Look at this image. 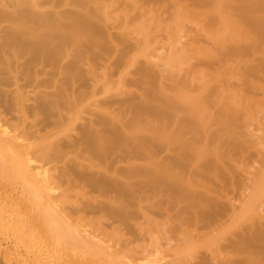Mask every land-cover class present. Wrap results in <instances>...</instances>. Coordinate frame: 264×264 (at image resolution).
<instances>
[{"label": "bare ground", "instance_id": "bare-ground-1", "mask_svg": "<svg viewBox=\"0 0 264 264\" xmlns=\"http://www.w3.org/2000/svg\"><path fill=\"white\" fill-rule=\"evenodd\" d=\"M82 1L0 0V198L34 202L27 224H50L71 251L91 246L69 253L77 264H264V146L240 139L254 136L264 115L255 124L247 100H238L228 81L221 88L209 78L188 91L167 86L168 63L131 55L93 58L134 62L125 73L146 85L130 101L134 115H113L104 102L87 116L76 113L86 94L84 57L76 54L100 44L97 24L116 10L108 0ZM169 7L179 20L180 3L162 8ZM71 53L76 59L65 62ZM261 59L250 82L255 93L264 92ZM50 72L67 76L71 87L37 90L41 97L33 100L25 87L35 92L40 75ZM213 143L242 165L205 155ZM76 194L80 221L69 205ZM194 238L204 244L190 254L185 248Z\"/></svg>", "mask_w": 264, "mask_h": 264}, {"label": "rangeland", "instance_id": "rangeland-1", "mask_svg": "<svg viewBox=\"0 0 264 264\" xmlns=\"http://www.w3.org/2000/svg\"><path fill=\"white\" fill-rule=\"evenodd\" d=\"M108 1L112 3L110 8L116 10L111 12L107 22L102 21L105 26L95 23L99 26L96 38L100 44L96 47L94 42L89 43L82 52L76 54L84 57L80 63V80L83 82L81 89L86 93L85 100L76 108V113L79 111V114L87 116L90 110L99 108L97 105L104 102L108 103L107 111L113 115H134L136 107L130 101L132 97L139 98L146 87L135 80L137 75L125 73L135 68L134 62L126 63L117 59L114 63L103 64L98 57L93 58V55H131L138 61L150 58L168 63L167 86L176 84L177 88L188 91V85L200 84L209 78L211 83L218 85L226 81L229 83H224L225 86L234 84L237 99L244 101V97L247 100L244 104L252 109L254 123H258L255 119L264 115V92H253L250 82L257 78V66L262 60L261 55H264V34L261 33L259 24L261 15L264 14V0H214L211 5L197 0H174L182 6L177 21L171 16L172 7L162 8L168 5L169 0H153L140 10L134 7L140 6L142 0H136L137 3H134L135 0ZM222 19L227 21L226 26ZM174 34L179 36L178 43L172 40ZM76 55L71 53L66 56L65 62L73 61ZM92 79L96 83V95L93 97L90 88ZM39 81L41 86L35 92L30 86L24 89L33 100L35 96L38 99L41 97L37 90L52 91L56 84L71 87L67 76L55 72L42 73ZM31 82L34 83L32 79L29 84ZM243 85L247 88L246 91L239 90L240 87L244 88ZM176 87L173 88L174 91ZM110 96H118L127 101L123 104L116 103L113 98L108 100ZM260 122L261 126L253 131L255 135L242 136L241 142L251 141L253 148L262 149L264 119H260ZM140 124L142 123L138 125ZM206 149L205 155L220 156L221 161L242 165L228 157V148L222 143H213ZM179 166L177 163L175 168L179 170ZM69 200L73 216L76 221H80L81 213L76 207L82 198L76 194ZM182 202L184 205V201ZM36 208L34 202H26L25 199L9 202L0 198V264H77L69 253H83L91 246L71 251L70 247L59 241L50 224L28 225L27 219ZM85 224V228H92V222ZM202 243L204 244L203 240L194 238L187 243L185 250L194 254L201 249Z\"/></svg>", "mask_w": 264, "mask_h": 264}]
</instances>
